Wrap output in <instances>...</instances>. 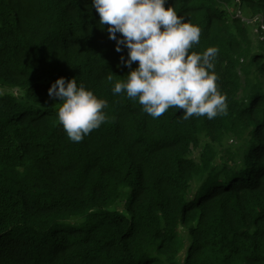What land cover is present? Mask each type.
Returning a JSON list of instances; mask_svg holds the SVG:
<instances>
[{
	"label": "trees",
	"instance_id": "obj_1",
	"mask_svg": "<svg viewBox=\"0 0 264 264\" xmlns=\"http://www.w3.org/2000/svg\"><path fill=\"white\" fill-rule=\"evenodd\" d=\"M169 5L201 28L193 51L219 49L226 116L113 95L128 50L92 0H0V264H264V42L236 14L264 22V0ZM60 77L108 103L79 143L48 96Z\"/></svg>",
	"mask_w": 264,
	"mask_h": 264
},
{
	"label": "clouds",
	"instance_id": "obj_2",
	"mask_svg": "<svg viewBox=\"0 0 264 264\" xmlns=\"http://www.w3.org/2000/svg\"><path fill=\"white\" fill-rule=\"evenodd\" d=\"M166 3L167 0H92L99 25H107L109 38L116 42V52L128 50L127 59H120L130 71L126 79L114 83L113 95L123 94L137 101L153 119L170 108L182 109L184 121L226 116L227 93L219 87L215 63L219 49L210 46L203 52L193 51L200 43L201 28L178 15L173 6L165 7ZM134 62H138L135 69ZM48 96L59 99L57 119L71 142L83 141L106 122L107 101L76 78L56 79Z\"/></svg>",
	"mask_w": 264,
	"mask_h": 264
},
{
	"label": "rangeland",
	"instance_id": "obj_3",
	"mask_svg": "<svg viewBox=\"0 0 264 264\" xmlns=\"http://www.w3.org/2000/svg\"><path fill=\"white\" fill-rule=\"evenodd\" d=\"M236 14L241 16L243 20L248 23L252 31V38L255 44H258V42H264V32L258 30L259 27L260 30L264 31V22L262 17L249 18L247 15L248 12L244 8H241V10H236ZM238 144L239 142H237L235 139L228 137L223 141L222 147H219V152L227 148L235 147ZM195 159L197 160V157Z\"/></svg>",
	"mask_w": 264,
	"mask_h": 264
}]
</instances>
